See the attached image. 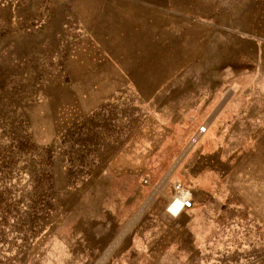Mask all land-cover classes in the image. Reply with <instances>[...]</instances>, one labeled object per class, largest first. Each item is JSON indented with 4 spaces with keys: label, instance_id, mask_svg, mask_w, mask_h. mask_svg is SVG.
<instances>
[{
    "label": "rangeland",
    "instance_id": "obj_1",
    "mask_svg": "<svg viewBox=\"0 0 264 264\" xmlns=\"http://www.w3.org/2000/svg\"><path fill=\"white\" fill-rule=\"evenodd\" d=\"M50 4L0 0V264H264V223L228 184V148L253 142L213 118L249 46L215 59L192 17L143 91Z\"/></svg>",
    "mask_w": 264,
    "mask_h": 264
},
{
    "label": "crops",
    "instance_id": "obj_2",
    "mask_svg": "<svg viewBox=\"0 0 264 264\" xmlns=\"http://www.w3.org/2000/svg\"><path fill=\"white\" fill-rule=\"evenodd\" d=\"M50 12L51 19L65 13L68 25L80 30L82 45L95 49L119 76L133 77L143 91L154 89L151 78L157 62L171 58L175 39L192 17L206 20L201 27L208 39L211 35L217 60L221 42L236 47V40L242 39L249 46L244 51L243 83L232 73L236 83L228 94L233 98L218 102L213 118L228 126L243 121V135L230 139L253 143L241 153L228 148V157H242L234 161L228 184L235 204L250 220L264 223V0H51ZM84 64L81 57L69 62L76 72L70 74L80 75L77 71L84 70ZM216 156L219 161L224 154L219 151Z\"/></svg>",
    "mask_w": 264,
    "mask_h": 264
},
{
    "label": "built area",
    "instance_id": "obj_3",
    "mask_svg": "<svg viewBox=\"0 0 264 264\" xmlns=\"http://www.w3.org/2000/svg\"><path fill=\"white\" fill-rule=\"evenodd\" d=\"M204 131H205V128H201V132H204ZM179 188H180V186H178L177 190H179L178 193H180V197H181V210L188 209V208L192 207L191 194H189L188 192L183 193L182 190ZM169 204H170V202H169ZM167 211H168V206H167Z\"/></svg>",
    "mask_w": 264,
    "mask_h": 264
},
{
    "label": "bare ground",
    "instance_id": "obj_4",
    "mask_svg": "<svg viewBox=\"0 0 264 264\" xmlns=\"http://www.w3.org/2000/svg\"><path fill=\"white\" fill-rule=\"evenodd\" d=\"M176 201H177V202H181L180 193L177 195Z\"/></svg>",
    "mask_w": 264,
    "mask_h": 264
}]
</instances>
